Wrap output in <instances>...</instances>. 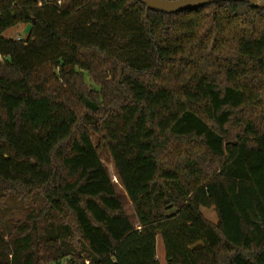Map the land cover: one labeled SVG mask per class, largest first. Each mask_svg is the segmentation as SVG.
I'll return each instance as SVG.
<instances>
[{
  "label": "trees",
  "instance_id": "1",
  "mask_svg": "<svg viewBox=\"0 0 264 264\" xmlns=\"http://www.w3.org/2000/svg\"><path fill=\"white\" fill-rule=\"evenodd\" d=\"M158 235L165 264H264V9L0 0V264H162Z\"/></svg>",
  "mask_w": 264,
  "mask_h": 264
},
{
  "label": "rangeland",
  "instance_id": "2",
  "mask_svg": "<svg viewBox=\"0 0 264 264\" xmlns=\"http://www.w3.org/2000/svg\"><path fill=\"white\" fill-rule=\"evenodd\" d=\"M30 24H19L9 30H7L4 33L5 37L8 38H21V39H27L28 37V33L30 31ZM89 79V78H88ZM89 85H91L92 87H94V85L90 82V80L88 81ZM91 138L93 140V143L98 146L100 144L99 141V137L91 132ZM100 156L101 159L103 161V163L105 164L110 176L112 177V180L114 181V183L116 184V188L118 191V194L122 200V202L124 203L126 212L128 213L130 219L132 220V222L134 223L135 226H138L139 222H138V218L135 212V208L125 190V188L123 187V185L121 184L118 175H117V170L115 168V164L113 162V159L110 155L109 150L106 147H103L102 150L100 151ZM15 203H13L14 205ZM202 212L205 215V217L210 220L211 222L216 223L218 221V216L217 213L215 211L214 208H208V207H202ZM166 255H167V250L164 244V241L162 239V237L160 235L157 236V256L159 261L162 264H165L166 262ZM47 264H68V260L63 259L61 260L59 263L57 262H49Z\"/></svg>",
  "mask_w": 264,
  "mask_h": 264
},
{
  "label": "water",
  "instance_id": "3",
  "mask_svg": "<svg viewBox=\"0 0 264 264\" xmlns=\"http://www.w3.org/2000/svg\"><path fill=\"white\" fill-rule=\"evenodd\" d=\"M145 4L149 9L165 12L176 13L188 9H196L205 5L224 2L240 1L247 2L260 9H264V0H138Z\"/></svg>",
  "mask_w": 264,
  "mask_h": 264
}]
</instances>
